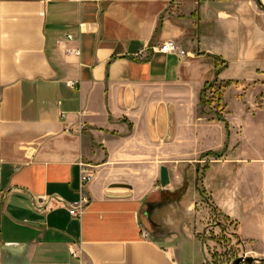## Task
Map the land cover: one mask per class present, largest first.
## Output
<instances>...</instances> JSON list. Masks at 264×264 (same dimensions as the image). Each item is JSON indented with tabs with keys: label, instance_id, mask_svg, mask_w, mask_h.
<instances>
[{
	"label": "crops",
	"instance_id": "1",
	"mask_svg": "<svg viewBox=\"0 0 264 264\" xmlns=\"http://www.w3.org/2000/svg\"><path fill=\"white\" fill-rule=\"evenodd\" d=\"M0 98V264H209L219 233L264 254L257 0H0Z\"/></svg>",
	"mask_w": 264,
	"mask_h": 264
},
{
	"label": "built area",
	"instance_id": "2",
	"mask_svg": "<svg viewBox=\"0 0 264 264\" xmlns=\"http://www.w3.org/2000/svg\"><path fill=\"white\" fill-rule=\"evenodd\" d=\"M67 39H73L74 36L71 34H68ZM154 49H157L161 52L164 53H174V54H178L180 56H185L187 53L181 48L179 47L175 42L173 41H165L162 42L161 44H158L154 47ZM74 54L79 55L80 54V50H74ZM68 85L70 87H74L75 83L74 82H70L68 83ZM1 101V98H0ZM1 157H0V171H1ZM79 166H80V193H81V197L78 201L71 203L68 206L69 209V213L71 216L73 217H80L84 210L86 209V207L90 204V197L88 194H86L85 192V187L93 180L94 178V173L91 170V165L88 164L87 162H85L84 160L80 159L78 162ZM51 206L50 202L48 201L46 204L44 205H38V209L39 210H46Z\"/></svg>",
	"mask_w": 264,
	"mask_h": 264
},
{
	"label": "rangeland",
	"instance_id": "3",
	"mask_svg": "<svg viewBox=\"0 0 264 264\" xmlns=\"http://www.w3.org/2000/svg\"><path fill=\"white\" fill-rule=\"evenodd\" d=\"M209 90V89H208ZM214 91L211 89L206 93V101L210 102L211 96ZM216 99V97H213ZM213 236V244L208 246L206 253V259L209 264H233L234 261L244 255L254 256L257 258H264V254H247L242 251L241 248L231 246V238L224 233L218 235L211 234ZM242 264H264V263H242Z\"/></svg>",
	"mask_w": 264,
	"mask_h": 264
},
{
	"label": "water",
	"instance_id": "4",
	"mask_svg": "<svg viewBox=\"0 0 264 264\" xmlns=\"http://www.w3.org/2000/svg\"><path fill=\"white\" fill-rule=\"evenodd\" d=\"M258 4L264 10V3L262 0H257ZM161 182L163 185H167L169 183L168 170L165 166L161 168ZM242 263H264V258H257L254 256L244 255L237 258L233 264H242Z\"/></svg>",
	"mask_w": 264,
	"mask_h": 264
},
{
	"label": "trees",
	"instance_id": "5",
	"mask_svg": "<svg viewBox=\"0 0 264 264\" xmlns=\"http://www.w3.org/2000/svg\"><path fill=\"white\" fill-rule=\"evenodd\" d=\"M225 67V64L224 63H219L218 64V68H217V71H216V74L218 75L220 73V71ZM229 83H226L223 87H226L228 86ZM214 84H207L206 87H205V90H208V89H214ZM221 89H222V86L221 87H218L217 90L214 89V93L217 95L218 99L221 100L222 99V92H221ZM210 102H207L206 100L203 101V105H209ZM219 118L221 120H224L222 117L219 116ZM225 121V120H224ZM227 125V128H228V123H226Z\"/></svg>",
	"mask_w": 264,
	"mask_h": 264
}]
</instances>
